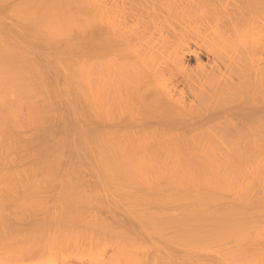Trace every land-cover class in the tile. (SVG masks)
I'll use <instances>...</instances> for the list:
<instances>
[{
    "label": "bare ground",
    "instance_id": "bare-ground-1",
    "mask_svg": "<svg viewBox=\"0 0 264 264\" xmlns=\"http://www.w3.org/2000/svg\"><path fill=\"white\" fill-rule=\"evenodd\" d=\"M0 264H264V0H0Z\"/></svg>",
    "mask_w": 264,
    "mask_h": 264
},
{
    "label": "rangeland",
    "instance_id": "rangeland-1",
    "mask_svg": "<svg viewBox=\"0 0 264 264\" xmlns=\"http://www.w3.org/2000/svg\"><path fill=\"white\" fill-rule=\"evenodd\" d=\"M188 59H189V61H190L191 63H193V61H194L193 58L189 57Z\"/></svg>",
    "mask_w": 264,
    "mask_h": 264
}]
</instances>
